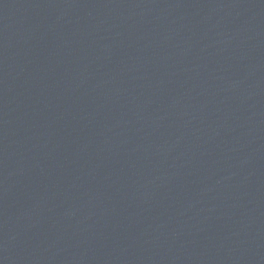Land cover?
I'll list each match as a JSON object with an SVG mask.
<instances>
[{
	"label": "water",
	"instance_id": "water-1",
	"mask_svg": "<svg viewBox=\"0 0 264 264\" xmlns=\"http://www.w3.org/2000/svg\"><path fill=\"white\" fill-rule=\"evenodd\" d=\"M0 264H264V0H0Z\"/></svg>",
	"mask_w": 264,
	"mask_h": 264
}]
</instances>
